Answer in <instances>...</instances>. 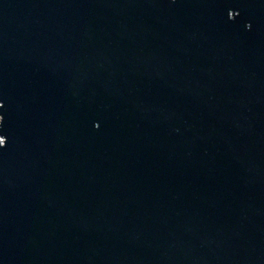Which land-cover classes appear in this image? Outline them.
I'll return each instance as SVG.
<instances>
[{
    "label": "water",
    "instance_id": "1",
    "mask_svg": "<svg viewBox=\"0 0 264 264\" xmlns=\"http://www.w3.org/2000/svg\"><path fill=\"white\" fill-rule=\"evenodd\" d=\"M0 264H264V0H0Z\"/></svg>",
    "mask_w": 264,
    "mask_h": 264
},
{
    "label": "clouds",
    "instance_id": "2",
    "mask_svg": "<svg viewBox=\"0 0 264 264\" xmlns=\"http://www.w3.org/2000/svg\"><path fill=\"white\" fill-rule=\"evenodd\" d=\"M3 145H5V143L4 144H0V146H3Z\"/></svg>",
    "mask_w": 264,
    "mask_h": 264
}]
</instances>
